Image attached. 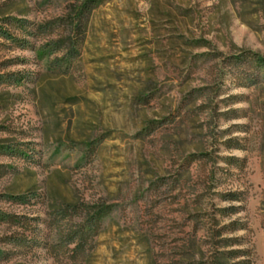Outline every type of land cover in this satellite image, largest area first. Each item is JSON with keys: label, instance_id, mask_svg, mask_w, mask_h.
Returning <instances> with one entry per match:
<instances>
[{"label": "rangeland", "instance_id": "374dc122", "mask_svg": "<svg viewBox=\"0 0 264 264\" xmlns=\"http://www.w3.org/2000/svg\"><path fill=\"white\" fill-rule=\"evenodd\" d=\"M241 260L264 264V0H0V264Z\"/></svg>", "mask_w": 264, "mask_h": 264}, {"label": "trees", "instance_id": "16d2710c", "mask_svg": "<svg viewBox=\"0 0 264 264\" xmlns=\"http://www.w3.org/2000/svg\"><path fill=\"white\" fill-rule=\"evenodd\" d=\"M230 195L231 196H228L227 199H229V200H238L239 199L238 196H235L234 194H230ZM233 210H235V208L228 209V211L231 212V213H232ZM224 211H226V210H224ZM231 243H233V241ZM242 255H245V251L244 250H236V252H234L233 257L237 258V257L242 256ZM247 263L248 262L246 260H241V261H238V262H235V263H232V264H247Z\"/></svg>", "mask_w": 264, "mask_h": 264}]
</instances>
